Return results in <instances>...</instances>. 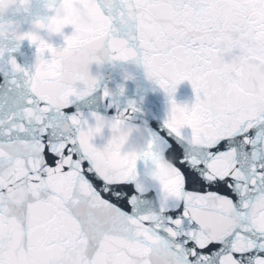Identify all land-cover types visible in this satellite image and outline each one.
Segmentation results:
<instances>
[{
    "label": "snow or ice",
    "instance_id": "6c2138e0",
    "mask_svg": "<svg viewBox=\"0 0 264 264\" xmlns=\"http://www.w3.org/2000/svg\"><path fill=\"white\" fill-rule=\"evenodd\" d=\"M56 3L0 0V264H264V0H84L93 27L60 51L37 32L60 30L41 14L67 6ZM24 41L36 46L34 70L15 58ZM85 41L102 43L101 68L119 63L125 82L142 69L167 93L171 134L191 129L159 213H139L137 179L139 161L162 156L158 140L140 154H122L115 136L99 149L108 119L70 112L102 91L118 109L115 131L136 103L120 111L99 73L82 88L66 83L58 105L43 91ZM183 81L191 108L174 99Z\"/></svg>",
    "mask_w": 264,
    "mask_h": 264
},
{
    "label": "water",
    "instance_id": "95a60500",
    "mask_svg": "<svg viewBox=\"0 0 264 264\" xmlns=\"http://www.w3.org/2000/svg\"><path fill=\"white\" fill-rule=\"evenodd\" d=\"M60 2L62 0H57V7ZM66 4L67 6L62 4L56 11L41 13L42 15L51 17L50 20L46 21L47 23L50 24L55 20L60 24V32L62 34L53 35L51 38H48L46 33H41L45 39H48L46 42H50L58 51L67 46V39L83 35L84 32L90 31L94 24V18L84 10V0H66ZM58 10L62 11V17L57 18ZM228 38L230 39V37ZM98 46L103 47L102 43L89 44L85 41L78 49L74 50V53H83L86 50ZM36 51V46L32 45L30 41H24L20 49L23 56L17 53L15 54V58L22 65H27L34 70ZM56 67L57 70L46 78L43 84V91L53 104L58 105L66 83H71L76 88H82L87 85V81L80 72H75L79 74L78 79L73 77V73H67L62 62L58 63ZM90 70L93 74L99 73L103 76L104 79L102 80L101 88L107 85L113 92L117 93L118 108L120 111L127 108L129 101L136 103L139 111L131 121L136 126L147 130L148 136L146 139L148 141L153 137L158 140L161 155L165 159L172 162L174 153L179 154L181 159H187L188 153L190 152V145L187 140L192 135L191 129L188 125H185V128L182 129V135L185 139L176 137L167 130L166 121L171 113V99L164 90L147 79L142 69H132L136 78L127 82L122 78L124 66L119 63L115 66L105 64L103 68H98L95 64H92ZM118 85H123L125 88L123 96H119ZM174 99L179 106L191 108L195 105L196 92L190 81H183L177 86ZM77 108L83 111L85 115L90 112H95L108 120H112L118 115V109L116 107L109 108L102 102V91L95 93L90 100L73 107L70 110L71 114H75ZM90 123L94 124L95 121H90ZM111 138V131L105 129L103 134L97 136L93 143L97 148L103 149L107 146ZM192 151H196V149H192ZM152 167L153 163L151 161L146 162L141 160L138 162V173L142 175L145 170H150ZM131 186L135 191L136 185L133 183ZM164 189L158 187L146 189V193L141 197V202L138 205L139 213L142 215L159 213ZM125 211L131 214L133 209L130 207Z\"/></svg>",
    "mask_w": 264,
    "mask_h": 264
},
{
    "label": "clouds",
    "instance_id": "9594fccd",
    "mask_svg": "<svg viewBox=\"0 0 264 264\" xmlns=\"http://www.w3.org/2000/svg\"><path fill=\"white\" fill-rule=\"evenodd\" d=\"M63 13L61 10L57 11V18L62 17ZM52 25V23H50ZM39 34L46 33L48 38L53 35L62 34L55 30V26L52 25L45 29H37ZM44 38V36H42ZM48 40V39H46ZM102 47H95L81 52L70 53L66 56L61 57V62L64 65L65 71L69 74L80 72L86 79L87 83L97 80L99 78L98 73L93 74L90 70L92 64H95L98 68L101 66L98 63V59L102 54ZM37 115H42L39 109L36 110ZM101 134H103L105 129H109L112 133V137L115 136L120 141V149L122 154H140L143 153L148 144L146 137L148 136L147 130L136 126L131 120L125 121L120 124L118 128L113 130V125L111 121L105 120L101 122ZM174 165L171 161L165 159L161 156L154 164L150 170H145L141 175L139 174L137 179L142 187L145 189L151 188H161L164 189L168 183L173 179ZM169 199H172L169 196Z\"/></svg>",
    "mask_w": 264,
    "mask_h": 264
}]
</instances>
